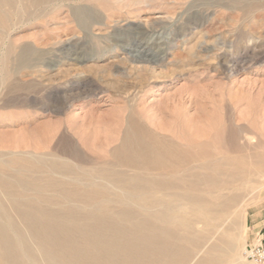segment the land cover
Masks as SVG:
<instances>
[{
    "label": "bare ground",
    "instance_id": "1",
    "mask_svg": "<svg viewBox=\"0 0 264 264\" xmlns=\"http://www.w3.org/2000/svg\"><path fill=\"white\" fill-rule=\"evenodd\" d=\"M259 1L264 5V0ZM52 2L0 0V37L14 17L47 16ZM233 4L243 14L244 0ZM73 11L83 28L96 17L85 6ZM235 17V29L240 33L241 15ZM149 33L141 29L139 35L142 38ZM6 45L0 53V87L17 69L39 59L29 48L16 54L14 46ZM163 45L139 41L124 50L132 48L136 60L129 63L141 67L143 73L155 69L152 64L165 54ZM159 72L156 78L164 79ZM134 87V93L128 89L132 94L114 103L109 111L100 113L94 108L66 123L49 121L35 129L25 126L20 133L3 132L1 152L17 148L29 151L33 146L59 152L69 137L72 141L66 140V145L74 142L82 156L34 161L26 155L12 154L4 159L0 154V264H245L240 237L230 233L239 224V217H233L226 230L222 227L223 218L234 207L240 204L241 209L243 196L239 192H226V196L222 190L238 182L244 188L242 181L252 169L264 171L263 155L255 154L251 166L250 155L249 162L245 155L243 141L255 143L253 134L242 140L240 127H226L213 114H206L191 91L180 90L151 103V94L166 89L163 84L149 87L147 98L142 77ZM63 124L67 126L61 133ZM21 133L32 143L20 142ZM30 169H44L46 174L28 179L25 175ZM28 195L40 202L34 203ZM41 202L55 203L56 207L47 208ZM240 212L237 216H242Z\"/></svg>",
    "mask_w": 264,
    "mask_h": 264
},
{
    "label": "rangeland",
    "instance_id": "2",
    "mask_svg": "<svg viewBox=\"0 0 264 264\" xmlns=\"http://www.w3.org/2000/svg\"><path fill=\"white\" fill-rule=\"evenodd\" d=\"M52 1L54 3L47 16L14 17L10 28L5 30V38L0 37V53L7 44L6 47H15L16 54L26 47L39 55V59L31 60L30 65L17 69L13 78L0 87V136L6 131L20 133L28 125L35 129L49 121L71 120L73 116L83 115L94 108L100 113L109 111L114 103L119 104L123 97L135 92L134 86L142 77L147 86L144 88L146 98L149 87L163 84L166 88L151 94V103L180 90L191 91L206 114H213L212 117L220 119L226 127H231V124L232 127H240L242 140L246 134L251 137L253 134L255 143L249 145L243 141L250 166L254 163L255 154L264 156V5L260 6L259 0H244L246 9L243 14L234 7L233 3L238 0H76L60 4L57 0ZM78 6H85L87 12L96 14L97 18L94 17L88 27L83 28L73 15V8ZM236 15H241L240 33L235 29ZM231 17L234 18L231 20ZM141 29L150 33L141 38ZM139 41L164 44V56L152 64L154 70L144 71L145 74L140 72L141 67L129 63L136 60L132 48L124 50V47H134ZM124 60L126 65L121 64ZM157 72L165 78H156ZM107 77L111 79L109 84ZM119 79L122 83L117 82ZM126 81L130 86L124 83ZM65 125H62L61 133L62 130L65 132ZM47 135L48 132L45 137ZM45 137L42 139L46 141ZM58 137H61L60 133L56 143ZM70 139L66 138L68 143ZM18 140L23 144L32 143L23 133ZM66 140L60 153L33 146L29 151L17 148L0 151V154L4 159L12 154H21L34 161L69 158L70 155L71 158L74 154L81 157L82 153L74 142L69 146ZM28 172L25 175L28 179L46 174L44 169H30ZM243 182L244 188L238 182L227 187L228 190H222L226 196L239 192L244 198L240 202L241 209L239 204L223 218L222 227L226 230L231 227L233 217H239V224L230 233L233 231L240 237V255L246 261L244 263L256 264L247 258L246 251L260 242L264 245V216H255L264 209V171L253 172L252 169ZM28 196L34 203L40 202L34 196ZM5 202L8 203L7 199ZM40 204L47 208L56 207L55 203ZM241 210L242 216H237ZM13 217L17 220V216ZM20 230L28 237L23 225H20ZM215 232L217 229L212 231Z\"/></svg>",
    "mask_w": 264,
    "mask_h": 264
},
{
    "label": "built area",
    "instance_id": "3",
    "mask_svg": "<svg viewBox=\"0 0 264 264\" xmlns=\"http://www.w3.org/2000/svg\"><path fill=\"white\" fill-rule=\"evenodd\" d=\"M246 256L251 262L256 264H264V245L262 242L253 247L248 248Z\"/></svg>",
    "mask_w": 264,
    "mask_h": 264
},
{
    "label": "crops",
    "instance_id": "4",
    "mask_svg": "<svg viewBox=\"0 0 264 264\" xmlns=\"http://www.w3.org/2000/svg\"><path fill=\"white\" fill-rule=\"evenodd\" d=\"M255 216H264V209L260 210Z\"/></svg>",
    "mask_w": 264,
    "mask_h": 264
}]
</instances>
